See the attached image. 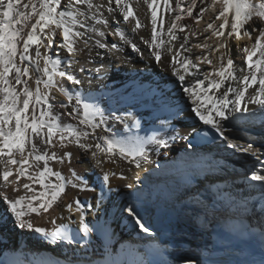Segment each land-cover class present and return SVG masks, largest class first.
I'll return each instance as SVG.
<instances>
[{
  "label": "snow or ice",
  "instance_id": "snow-or-ice-1",
  "mask_svg": "<svg viewBox=\"0 0 264 264\" xmlns=\"http://www.w3.org/2000/svg\"><path fill=\"white\" fill-rule=\"evenodd\" d=\"M155 2L156 0H152L151 3L149 0H144L148 8L152 9L151 40H144L143 37L140 39L156 49L152 55L157 63H161L164 56L170 55L169 63L173 75L181 84L185 82L187 76H193L195 83L183 87V91L189 95L195 105L191 111L203 125L210 126L213 133L224 142L225 147L250 154L258 163L264 162L261 159L264 158V145L255 147L254 143L240 144L236 140L229 139L226 133L227 126L233 121L242 119L245 113L251 116L259 110L260 115L264 116V0H212L209 7L215 17L212 22L207 23L204 31L211 30V36L217 37L218 43L214 48L207 42L202 45L196 43L193 46L219 53L215 63L209 55L204 54L196 55L194 60L190 55H186L182 61L177 62L181 49L191 53V48L186 47L189 45V35L182 37L176 51H173L171 42L163 50H159L164 42L158 40L157 15L153 7ZM200 2L203 3V0ZM164 4L169 13L177 12L174 18L170 17V25L167 29L173 41L177 39L174 30L179 29L183 32L189 27L179 23L183 14L186 13L188 17L199 23L204 12L208 10L200 7L199 12L194 16L193 10L198 7V0H189L184 8H181L179 2L175 9L169 6V0H164ZM105 13L108 16H105ZM118 13L122 14L123 22L131 23L129 17L132 15V10L127 0H0V180L3 181L0 183V188L11 187L16 193L21 189L25 191L24 195H17L15 198H10L7 191H4L0 192V197L6 203L7 211L14 218L13 223L16 227L40 234L51 243L66 242L69 247L72 245L86 247L82 241L94 230H103L106 235H110L106 224H100L98 219L95 222L86 220L85 208L79 199L67 205L69 210L74 207L75 212L79 213L78 220L61 223L53 230L34 226L33 214L39 217L42 213H48L65 192V177L61 172L54 171L50 162L64 164L66 156L70 163L72 153L65 152L63 155H58L57 151L53 150L57 144L61 148L66 144H76L85 154H90L95 167L101 169L100 184L93 187L87 183L86 177L79 176L74 171L72 177L67 179V183L73 188L78 184L83 185L81 191H96L98 187L99 194L96 199L102 204L104 197L114 189L110 184L109 172L103 171L104 161L101 160L100 154H103L109 162H115L114 158L117 156L122 160L128 159L139 168L141 160L145 159V153L149 150L147 145L152 143L140 139L139 136L128 134L132 128L138 127L139 121L130 124L124 116L102 109L94 97L82 96L78 91L74 92L63 84L64 79L74 85L82 84L72 70L73 57L78 54L87 51V63L95 64L97 61L91 55L92 47H95L105 50L103 53L96 52V57L101 60L112 59L114 50H118L121 45L108 42L106 37L109 35L119 36L124 45H130L134 51L143 55L137 44L119 28L121 21L116 19ZM108 17H111V21ZM133 20H135L131 29L133 33L146 27L135 16ZM215 21L221 23L216 25ZM226 29L230 30L225 31ZM192 35L196 33L193 32ZM57 36L62 37L59 43ZM242 36L254 38V43L242 47L244 60L241 65L234 62L227 41L232 37L240 40ZM81 43L83 47H79ZM33 46H35L34 54ZM41 48L45 51L41 52ZM220 49L224 51L220 52ZM64 50L67 55L62 57ZM53 56L56 58L54 59ZM200 63L210 65L211 71L202 72ZM103 67L101 62L97 72ZM80 70L85 71L83 67ZM57 76L60 78L59 81L55 79ZM205 82L207 86L203 92L195 91L196 88L204 86ZM57 87L66 97L67 104L52 102L56 99L52 93ZM211 90H215L213 95H209ZM68 105H71L70 109ZM249 105L255 107L249 108ZM57 107L65 111L60 113L55 110ZM126 115L131 117L132 113L128 112ZM61 116L76 123L66 124ZM117 124L122 125L119 138H117L118 134L112 131ZM159 124L161 127H168L169 121L159 119ZM166 135L167 140L157 141L150 150L159 152L160 146L166 147L169 140L184 138L174 128H171V134L166 133ZM90 137L92 143L88 142ZM189 147L192 145L189 144ZM112 175L114 176L115 173ZM52 177H55L56 182H53ZM21 178H25L27 182L21 184ZM247 178L258 182L264 188V168L254 167ZM36 184L41 189L38 194L33 187ZM126 186L133 187L131 183ZM193 200L196 204H203L195 195ZM202 210L206 213V208ZM121 211L127 214L140 231L154 235L150 226H147L137 203L128 202ZM0 221L6 222V218L0 217ZM51 222L55 223V221ZM79 233H83V236L78 238ZM261 235L264 237V229ZM106 253L108 259L105 264H128L120 258L119 253L109 252L107 249ZM0 264H37V262L24 257L12 261L0 260ZM39 264H60V261H40ZM67 264H79V261L68 260ZM133 264H159V262L143 258L134 261ZM184 264H191V261L185 259ZM259 264H264V255Z\"/></svg>",
  "mask_w": 264,
  "mask_h": 264
},
{
  "label": "bare ground",
  "instance_id": "bare-ground-1",
  "mask_svg": "<svg viewBox=\"0 0 264 264\" xmlns=\"http://www.w3.org/2000/svg\"><path fill=\"white\" fill-rule=\"evenodd\" d=\"M127 2L132 10V15L129 17L131 23L123 22L122 14L119 13L116 19L121 21L119 28L137 44L143 55L134 51L130 45H124L119 36L109 35L106 37L108 42L121 45L118 50H114L112 59L101 60L96 57V52L103 53L105 50L95 47H92L91 53L97 61L95 64L87 63V51L78 54L73 57L72 70L82 84L74 85L66 79L63 80V84L74 92L78 91L82 96L94 97L102 109L124 116L130 124L134 121H139V124L154 123L161 128L162 133L150 140L152 143L147 145L149 150L145 153V159L141 160L139 168L128 159L122 160L117 156L114 158L115 162H109L103 154H100L101 160L104 161L103 171L109 172L110 184L114 189L104 197L102 204L96 199L99 194L98 187L96 191H81L83 185L78 184L73 188L68 184L65 192L48 213H42L39 217L33 214L34 226L51 230L61 223L78 220L79 213L75 212L74 207L69 210L67 205L79 199L85 208L86 220L95 222L98 219L100 224L108 226L110 233L106 235L103 230H94L82 241L86 247L76 245L69 247L66 242L60 245L50 244L40 240L41 237L35 236L34 232L19 229L14 225V218L7 211V205L0 197V217L6 218V222L0 221V260L12 261L28 257L37 264L40 261L55 260H59L60 264H67L68 260L79 261V264H88V262L105 264L108 259L107 249L109 252L119 253L120 258L128 264L143 258L152 259L159 264H184L185 259L190 260L191 264H259L264 255V237L261 235L264 229V211H262L264 188L247 177L254 167L264 168V162L258 163L250 154L225 147L222 140L220 145L213 149V159L207 156L187 155L189 145L185 141L186 138L190 137L194 129L203 125L191 111L195 105L189 95L183 91L184 86L195 83L194 78L189 75L181 84L173 75L169 63L170 55L164 56L161 63L155 61L152 53L156 49L140 39L143 37L144 40H151L152 9L148 8L144 0H127ZM151 2L152 0H149V3ZM178 2L181 8H184L189 0H169V6L175 9ZM211 4L212 0H203V3L198 0V7L193 10L194 16L199 12L200 7L208 9L199 23L188 17L186 13L183 14L179 23L189 27L183 32L179 29L174 30L177 39L173 41L167 29L170 25V17L174 18L177 12L169 13L165 8L164 0H156L153 7L157 15L158 40L164 42L159 50H163L171 42L173 51H176L182 37L189 35V45L186 47L191 48V53L181 49L177 62L182 61L186 55H190L194 60L196 55L204 54L209 55L215 63L219 53L193 46L196 43L202 45L207 42L214 48L218 43V38L211 36V30L204 31L207 23L212 22L215 17L209 7ZM105 16L108 14L105 13ZM133 16L146 25L136 33L131 31L135 23ZM108 18L111 21V17ZM215 23L219 25L221 21ZM227 30L230 29L225 31ZM193 32L196 35H192ZM56 39L59 43L62 37L57 36ZM227 43L232 50L234 62L242 65L244 54L241 49L254 43V38L242 36L240 40H236L232 37ZM79 47H83V44L81 43ZM34 48L35 46H33V54ZM44 51L45 49L41 48V52ZM219 51L223 52L224 49ZM66 55L67 52L64 50L62 57ZM101 62L104 67L97 72ZM41 65H43L42 61ZM81 67L85 71L82 72ZM89 69L91 71H88ZM200 69L202 72L211 71V66L200 63ZM55 79L60 80L58 76ZM206 86L207 82L195 91L201 93ZM41 87L43 88L42 85ZM105 90L111 91V95L107 98L102 96ZM214 92L215 90H211L209 95H213ZM52 95L56 98L52 101L54 104L57 101L67 104L66 97L60 92L59 87L53 90ZM208 107H211L210 103ZM254 107L249 105V108ZM68 108L70 109L71 105H68ZM55 110L60 113L65 111L59 107ZM128 112L132 113L131 117L126 115ZM158 118L167 119L169 126L161 127ZM61 119L66 124L76 123L65 116H61ZM121 128L122 125L117 124L112 131L117 133ZM171 128L184 138L169 140L166 147L160 146L159 152L150 150L157 141L167 140L166 133L171 134ZM97 132L99 133V130ZM226 133L229 139L236 140L240 144L254 143L255 147H260L264 145V116L260 115L259 110L251 116L245 113L242 119L233 121L227 126ZM88 142H93L91 137ZM53 150L57 151L58 155H63L65 152L72 153L70 163L66 156L64 164L50 162L54 171L63 173L67 179L72 177L74 171L77 175L86 177L87 183L91 186L96 187L100 184L101 169L95 167L90 154H85L76 144H66L63 148L57 144ZM183 170L192 171V176L187 182L181 181ZM112 173L115 175L113 176ZM51 179L56 182L55 177ZM2 182L0 180V183ZM24 182H27L25 178H21V184ZM129 183L133 185L132 188L126 186ZM204 185H209V188L204 190ZM33 187L37 194L41 191L38 184ZM4 191H7L10 198L25 194L23 189L16 193L11 187L0 188V192ZM137 192L145 198L141 199ZM194 195L203 202L202 205L194 203ZM128 202L139 205L141 214L154 235L140 231L127 214L122 213V207ZM35 203L34 201V205ZM161 208L172 213V217H164ZM202 208H206V213ZM233 218H244L249 222V227L247 226L246 232L241 236H232L229 233ZM21 242L25 246L15 252Z\"/></svg>",
  "mask_w": 264,
  "mask_h": 264
},
{
  "label": "rangeland",
  "instance_id": "rangeland-1",
  "mask_svg": "<svg viewBox=\"0 0 264 264\" xmlns=\"http://www.w3.org/2000/svg\"><path fill=\"white\" fill-rule=\"evenodd\" d=\"M169 91H171V90H169ZM262 209L264 210V205H263ZM248 223H249V222H248ZM248 227H249V224H248Z\"/></svg>",
  "mask_w": 264,
  "mask_h": 264
}]
</instances>
